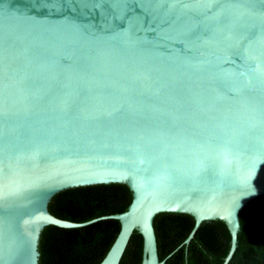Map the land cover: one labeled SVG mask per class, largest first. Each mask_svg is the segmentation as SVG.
<instances>
[{
  "label": "water",
  "instance_id": "water-1",
  "mask_svg": "<svg viewBox=\"0 0 264 264\" xmlns=\"http://www.w3.org/2000/svg\"><path fill=\"white\" fill-rule=\"evenodd\" d=\"M125 184L100 264L154 218L223 221L264 196V0H0V264H39L60 192Z\"/></svg>",
  "mask_w": 264,
  "mask_h": 264
},
{
  "label": "trees",
  "instance_id": "trees-1",
  "mask_svg": "<svg viewBox=\"0 0 264 264\" xmlns=\"http://www.w3.org/2000/svg\"><path fill=\"white\" fill-rule=\"evenodd\" d=\"M133 195L125 184L67 189L52 199L49 210L57 218L87 223L82 227H46L40 237L39 264H100L115 242L121 225L117 219H102L128 210ZM237 249L228 264H264V196L249 202L239 212ZM189 214L160 213L154 218L158 254L164 264H224L231 235L220 220L194 229ZM143 237L135 231L120 264H141Z\"/></svg>",
  "mask_w": 264,
  "mask_h": 264
}]
</instances>
